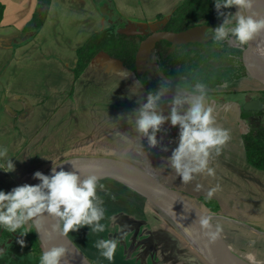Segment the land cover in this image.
Here are the masks:
<instances>
[{
	"label": "crops",
	"instance_id": "1",
	"mask_svg": "<svg viewBox=\"0 0 264 264\" xmlns=\"http://www.w3.org/2000/svg\"><path fill=\"white\" fill-rule=\"evenodd\" d=\"M56 1L62 8H66L65 11L60 13L56 10ZM103 1L107 3L104 4L105 7L104 2L99 0H50L47 5L39 0H0L4 5L0 22V148H7L8 157L16 165L14 172L5 173L0 170V188L7 191L24 183L33 184L36 179H33L31 171L40 167L36 158L46 157L45 168L41 171L43 173L53 165L52 162L48 164L51 155L45 149L49 144L61 147L80 145L94 148L97 153L102 154V151L107 150L109 138H121L123 145L125 133L130 132L137 149H141V144L148 146L151 151V165L148 167L157 172L155 174L161 182L195 199L200 196L211 198L218 205L215 212L201 202L194 203L212 214L213 223L227 242H230L231 248L238 247L239 251L233 249L238 255L253 264H264V170L255 168L247 160L242 136L251 128L237 124L239 112L236 106L232 108L216 102V97L208 100L214 108L215 126L226 130L229 138L220 146L219 154L212 152L209 167L214 170V175L209 176L206 172L196 174L187 183L177 175L169 160L172 150L177 146L178 126L171 127L166 123V131L157 134L159 143L155 147L149 146L145 141L147 139L135 129V110L140 107V102H146V95L136 97V103L129 106L131 126L127 127L130 131H125V109L122 110L115 104L109 105L108 102L101 104L105 108L98 106L97 114L100 119L104 117L103 113L108 115L115 111L121 115L122 122L108 124V117H105L99 121V125L96 121L92 124L93 108L87 105L96 100L95 91H104L106 99H114L115 102L120 100L122 105L123 98L133 100L136 93L140 94L137 84L135 93L130 91L134 86L132 75L122 71L102 52L92 58L77 79L74 77L72 69L77 61V48L93 33L108 26L107 13L103 9H108L109 3ZM113 1L121 11L118 15L135 14L144 21L152 20L159 13L169 14L182 0ZM36 12L46 14L41 28L25 30ZM69 12L71 17L68 21L59 18L64 13L69 15ZM113 12L115 13L114 10ZM59 19L63 21L62 24ZM172 98H165L160 104L165 114L171 106ZM262 126L264 129V122ZM63 150L65 151L64 147L58 156L65 154ZM73 154L88 156L86 151L73 148L59 162L75 156ZM8 157L0 160V163H6ZM159 167L162 168L161 173L158 172ZM211 189L215 191L209 197ZM151 207L150 214L143 220L150 221L143 239L152 236L150 240L155 245L145 253L138 251L134 255L138 256L136 263L134 259L131 261L128 258L125 259L126 262H120L206 264L171 221L161 216L152 205ZM218 223L224 227L219 228ZM224 224L236 227H228L231 238L222 233L226 228ZM238 225H243L244 228H237ZM253 228L256 230L253 231Z\"/></svg>",
	"mask_w": 264,
	"mask_h": 264
},
{
	"label": "clouds",
	"instance_id": "2",
	"mask_svg": "<svg viewBox=\"0 0 264 264\" xmlns=\"http://www.w3.org/2000/svg\"><path fill=\"white\" fill-rule=\"evenodd\" d=\"M254 0H214V7L218 17H223L222 23L212 28L211 39L223 43L235 38L241 45H246L255 34L264 30V16L250 10ZM235 7L236 11H225ZM135 85L130 91L135 93ZM226 86V84H225ZM171 81L161 78L160 86L146 97L144 102L135 110L134 126L137 133L147 139L149 146L155 147L159 140L157 134L166 131L165 124L177 127L179 131L177 146L169 157L170 166L185 183L191 181L196 174L207 173L214 175L209 167L212 152H220V146L228 140V132L215 126L214 108L208 102L207 86L197 82L191 89H178L173 96L171 106L167 112L160 107V102L170 90ZM8 157L7 148H0V160ZM53 163V161H52ZM54 165L50 174L39 170L33 173L36 184L24 183L12 187L10 190L0 189V229L10 233L20 231L16 243L21 247L26 244L24 236L29 233L26 225L35 226L37 233L42 230L43 218L52 216L56 223L46 238L51 241L53 233L67 235L88 226L92 232L102 233L105 224L103 200L98 196L100 177L96 174L82 176L78 170H57ZM0 170L5 173L14 172L16 165L8 157L6 163H0ZM215 189L208 192L209 197ZM211 217L202 216L200 226L209 242H215L219 230L211 222ZM120 239L111 237L99 239L96 242L100 254L112 261L115 257ZM4 249L0 248V255ZM66 254L63 246L53 245L45 249L39 259V264H62ZM63 264H69L64 260Z\"/></svg>",
	"mask_w": 264,
	"mask_h": 264
},
{
	"label": "flooded vegetation",
	"instance_id": "3",
	"mask_svg": "<svg viewBox=\"0 0 264 264\" xmlns=\"http://www.w3.org/2000/svg\"><path fill=\"white\" fill-rule=\"evenodd\" d=\"M196 1L198 2V0H190V2ZM184 2L185 0H182L169 14L159 13L152 20H137L136 22V20L125 19L123 16L116 14V16H113L114 20L107 18L108 26L106 28L114 26L115 36L120 38V44L114 46L115 53H128L123 55L122 58L117 57L115 59L122 62V71L127 74V70L133 72V84L136 82L137 87H139L137 91H140L139 95L136 93L133 100L128 97L123 98V100L125 101L126 99V102L133 106L137 101L136 97H140L141 94L147 96L148 93L155 91L160 86L161 78H164L171 81V87L161 100V104L165 98L173 97L178 89H191L192 87H188V82L196 84L209 78L217 80L219 83L213 87H207L208 100L210 97H216V102L235 108L236 102L242 105L243 102L251 99H259L262 103V109L258 111L240 110L237 124L251 129L263 128L264 102L261 94L264 87L262 86L263 84L251 78L247 72L242 59V52L246 45H241L235 38L223 43H218L211 39L212 28L217 27L223 21V17H218L216 14L214 0L209 2L212 8L207 11V14L213 18L214 23H206L204 21L203 17L206 13L199 8V4L201 5L200 1L192 3L195 8L189 9L181 8ZM109 10L111 12L112 8H109ZM225 11L235 12L236 9L233 7ZM111 13H113V10ZM200 25L205 27L203 35L207 39L178 44L159 40L149 50L141 72H137L136 53L140 43L148 36L162 31L179 32ZM130 48H134L132 52H129ZM130 54H133L132 57ZM252 80L254 82H251ZM257 84L262 87L256 86ZM141 105L140 102L139 106ZM252 114H256L257 118H253ZM102 116H104V113ZM144 150L148 155L151 153L148 146ZM158 171L161 172V169ZM186 197L193 202L198 201L203 204V198H206L203 196L197 199L191 196ZM23 230H18L17 233H10L5 229H0V248L4 249V254L0 255V264H39L43 251L31 224L29 229H27L29 233L23 237L26 241L25 246L21 247L16 243L17 237L20 236L19 232ZM32 234L35 235L39 249H36L33 244L31 245L30 237ZM138 237L145 241L143 239L145 236L139 235ZM151 237L146 238L147 243L141 249V253H145L147 249L155 245L150 240ZM90 262L92 264H101Z\"/></svg>",
	"mask_w": 264,
	"mask_h": 264
},
{
	"label": "water",
	"instance_id": "4",
	"mask_svg": "<svg viewBox=\"0 0 264 264\" xmlns=\"http://www.w3.org/2000/svg\"><path fill=\"white\" fill-rule=\"evenodd\" d=\"M252 12L257 13L259 16H264V0H254L250 14ZM204 29L205 27L200 25L179 32L162 31L148 36L140 43L136 53L137 72H141L148 52L155 42L166 40L178 44L205 40L207 38L203 35ZM263 44L264 30L255 34L246 44L242 52V59L250 77L264 85V56L261 54ZM102 53L109 56L105 52ZM110 58L112 62H115L120 68L122 67L120 60L113 57ZM127 71L130 75H133L132 71ZM235 106L237 112L240 110L258 111L262 109V103L259 99H251L243 102L242 105L236 102ZM54 165H59L57 166V170L63 167L66 171L78 170L82 176L96 174L100 177V180L112 179L128 187L148 201V203L171 221L172 225L206 264H253L247 258L238 255L220 231L217 240L215 242H209L208 238L203 234L199 221L202 216L211 217L210 222L215 226L212 221V214L201 209L185 195L161 182L157 175L147 168L146 165H140L116 157L95 155L73 156ZM52 166L44 173L50 174ZM36 183H39V181L36 180L33 184ZM56 222L54 217L46 215L43 218L42 230L39 233H37L35 226H33V230L43 251L53 245L63 246L66 249V254L62 260H67L70 264H92L65 235L53 233L54 238L51 241L47 240L46 236L51 232L52 226ZM67 253L70 256H66Z\"/></svg>",
	"mask_w": 264,
	"mask_h": 264
},
{
	"label": "rangeland",
	"instance_id": "5",
	"mask_svg": "<svg viewBox=\"0 0 264 264\" xmlns=\"http://www.w3.org/2000/svg\"><path fill=\"white\" fill-rule=\"evenodd\" d=\"M99 1L101 3L104 2L103 0H99ZM106 1L109 3V8H112L115 11L116 15H118L121 12L117 8L115 1H113V0H106ZM104 4H107V3L104 2L103 7H105ZM62 7L63 6L56 1L55 8L58 12L61 13V12L65 11L66 8H62ZM109 8L103 9V12L107 13L106 14L107 18L114 20L113 16H116V15L114 12H113V14H110L111 12H110ZM70 17H71L70 12H69V15H68V13H64V16H59V18H62L63 21H68L70 19ZM123 17L125 19L136 20V22H137V20H140V18H141V16H137L135 14H131V15L125 14V16H123ZM59 21L61 24L63 23V21L61 19H59ZM29 25L31 26V23ZM28 26H27V28H28ZM41 26H42V24H41ZM41 26L38 28V30L41 28ZM251 82H254V81L252 80ZM256 86H259V84H257ZM262 86L264 87V85H262ZM262 86H259V87H262ZM104 93H105L104 91H100V90L95 91L96 100L92 101L93 104L87 105V107L93 108L92 124L94 121H96V124L99 125V121L105 119V117H108L107 118V122H109L108 124H110L111 122H114V121H117L119 123L122 122L120 119L121 115L119 116L115 111L109 112L108 115L104 114V117H102V119H100V116L97 114L98 110H99L98 106L99 105L102 106L101 104H106L105 102H108L109 105L113 106L115 104V105H118V107L120 109H122V110L125 109V113L123 114V121H125L124 125H125V128H127V130H125V131L126 132L130 131L129 128L131 126V113L128 112L130 104H128L126 102V99L123 103L124 105H122L120 103V100H117V102H115L114 99H111V101H110V100L106 99V97L103 96ZM261 96H262V98H263L262 100L264 102V90L262 91ZM98 102H100V103H98ZM102 107L105 108L104 106H102ZM106 108H107V110L109 109L108 106ZM252 117L257 118L256 114H252ZM127 126H129V128ZM123 140H124V144L121 145L123 143L121 138H115V137L109 138V140L106 144L107 150L102 151V154L99 152L97 153L96 149H94V148L92 149V148L83 147L80 145H75V146L69 145V146H62L65 149V151L63 150L65 154H60L58 156L60 150L62 149L61 145L56 144V145L51 146L49 144V146L45 147V149L49 153V156L51 155V158L49 159L48 164H50L52 161H53V163L59 162V160H61L62 157L66 156V153H70L71 150L73 148H75V150L76 149L77 150L82 149L84 152L86 151V153L88 155L111 157V156H109V154H110V155H113L119 159H125L128 161L138 163L140 165L141 164L146 165V167L149 168L148 165L150 164L151 160L149 159L148 153L144 150L145 148H147V145L141 144L140 147L141 148L144 147V148L140 149V150L137 149V145L133 144V139L131 137L130 132H129V134L125 133V137ZM115 141H117V143H115ZM145 141H147V140H145ZM73 155L76 156L77 154H73ZM45 158L46 157H44V156L38 157L36 159L34 158L37 162H39L38 165H40V167L36 170H32L31 171L32 175L35 171H37V170L42 171V169L45 168V165L47 162V160H45ZM156 168H158V167H156ZM149 169L152 172L157 173L154 170H152L151 168H149ZM159 169H162V168L159 167ZM159 173H161V172H159ZM160 175L161 174H159V176ZM99 183L104 185V188L102 190L98 188L97 192H98V196H100L101 199L103 200V207L105 209V218H104V220L101 221V223L105 224V226H106L105 231L102 233H95V232H92L88 226H84V227L80 228L78 231L70 232L65 236L76 246L78 251L83 256H85V258H87L90 261H93L94 263L122 264L120 261L124 260V262H126L125 259L126 260L129 259L131 261H132V259H134L133 261L136 263V261L138 260V256H134V255H136V253L138 251L141 252V249H143V246L147 243V239H145V241H143L142 238H140L138 236L142 235L144 237V235H146L145 229L147 227H149L148 224L150 223V221L143 222V220H145L146 215L148 216L150 214L152 207L148 203V201H146L140 195H138L137 193H135L134 191H132L128 187L120 184L119 182H117L115 180L101 179L99 181ZM0 189H3V188H0ZM154 209L157 210L156 208H154ZM157 212H159V211L157 210ZM160 215L164 216L163 214H160ZM29 225H26L27 229H29ZM31 226L33 228L32 224H31ZM225 226H226V228L223 231V233L227 238L228 237L231 238L232 235L229 234L228 227H229V229H234L233 227H235V226H233L232 224H228V227H227V225H225ZM218 227L221 228L224 226L220 225L218 223ZM253 227L258 228V226H253ZM237 228L243 229L244 226L240 225ZM256 228H253V231H255ZM116 234H118V235H116ZM111 237L119 238L120 243L118 244L114 259L112 261H108L107 259H105L100 254V250L97 249V247H96V242L99 239H108ZM146 238H147V236H146ZM38 243H40L39 240H38ZM39 245L41 247V244H39ZM236 247H234V248L237 249L238 247L237 248ZM42 251H43V249H42ZM17 264H20V263H17Z\"/></svg>",
	"mask_w": 264,
	"mask_h": 264
},
{
	"label": "trees",
	"instance_id": "6",
	"mask_svg": "<svg viewBox=\"0 0 264 264\" xmlns=\"http://www.w3.org/2000/svg\"><path fill=\"white\" fill-rule=\"evenodd\" d=\"M41 3L49 4L50 0H39ZM200 1L201 5L199 4V8L205 11L206 15L203 17L206 23H214L213 18L207 11L212 8V5L209 4L211 0H198ZM190 0H185L184 5L181 8L189 9L195 8ZM4 5L0 2V22L3 17ZM45 18V12H36L27 26H25V30L33 29L38 30V28L43 23ZM116 33L114 31V26H110L109 28L102 29L93 33L85 43L77 48L76 56L77 61L75 67L72 69L75 79H77L84 69L87 67L90 60L98 53V52H105L108 53L109 56L113 58L120 57L122 58L123 55L128 54L125 53H115L114 46H118L120 44V38H117ZM134 48H130L129 52H132ZM133 54H130L132 57ZM188 82V87H192L194 83ZM201 83H204L207 87H213L219 81L212 80L209 78L204 79ZM243 145L246 152V157L248 162L257 169L264 170V129H250L248 132L243 134L242 136ZM204 204L209 207V209L213 212L218 210V205L210 198H203ZM31 245L33 244L36 249H39L38 243L36 241L35 235L32 234L30 237Z\"/></svg>",
	"mask_w": 264,
	"mask_h": 264
},
{
	"label": "bare ground",
	"instance_id": "7",
	"mask_svg": "<svg viewBox=\"0 0 264 264\" xmlns=\"http://www.w3.org/2000/svg\"><path fill=\"white\" fill-rule=\"evenodd\" d=\"M261 54L264 56V44L262 45V47H261ZM70 253H71V251H69ZM71 254H73V253H71ZM66 256H70L69 255V253H67V255ZM63 261L64 260H62V264H63ZM67 261V260H66ZM69 262V261H68ZM70 264V263H69Z\"/></svg>",
	"mask_w": 264,
	"mask_h": 264
}]
</instances>
